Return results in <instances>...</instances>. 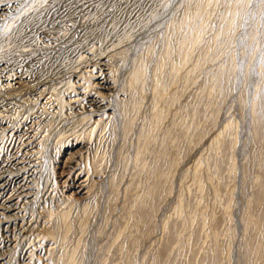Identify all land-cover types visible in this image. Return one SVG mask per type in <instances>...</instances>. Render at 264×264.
Returning <instances> with one entry per match:
<instances>
[{
  "label": "rangeland",
  "instance_id": "1",
  "mask_svg": "<svg viewBox=\"0 0 264 264\" xmlns=\"http://www.w3.org/2000/svg\"><path fill=\"white\" fill-rule=\"evenodd\" d=\"M218 2L0 0V264H264V0Z\"/></svg>",
  "mask_w": 264,
  "mask_h": 264
},
{
  "label": "bare ground",
  "instance_id": "2",
  "mask_svg": "<svg viewBox=\"0 0 264 264\" xmlns=\"http://www.w3.org/2000/svg\"><path fill=\"white\" fill-rule=\"evenodd\" d=\"M205 2H206L208 5H209V4H210V5L212 4V7H213L212 9H213V10H214V9L216 10V8L218 9V7L220 6L218 0H205ZM159 70H160V69H159ZM8 75H9V74H8ZM8 75H7V76H8ZM132 75H133V74H132ZM11 76H12V75H11ZM22 78H23V77H22ZM5 80H6V79H5ZM5 80H4V81H5ZM10 80H11V78H8V79L5 81V83H4L5 86H4V87L10 88ZM133 80H135L134 77L131 78V81H130V82L132 83ZM157 80H158V79H157ZM2 85H3V84H2ZM155 87H156V89H157V86H155ZM11 91H12V90H11ZM155 91H156V90H155ZM1 92H2V91H1ZM7 92H8V91H7ZM13 92H14V90H13ZM8 93H9V92H8ZM8 93H6V94L9 95ZM13 94H14V93H13ZM10 96L12 97L11 94H10ZM5 97H6V96H5ZM7 98H8V97H7ZM43 144H44V143H43ZM53 233H54V232H53ZM55 234H56V233H55ZM56 235H57V234H56ZM54 238H55V237H54ZM62 240H63V239H62Z\"/></svg>",
  "mask_w": 264,
  "mask_h": 264
}]
</instances>
